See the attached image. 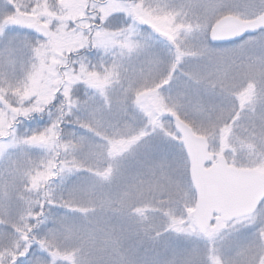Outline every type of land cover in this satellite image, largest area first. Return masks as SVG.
<instances>
[{"label":"snow or ice","instance_id":"6c2138e0","mask_svg":"<svg viewBox=\"0 0 264 264\" xmlns=\"http://www.w3.org/2000/svg\"><path fill=\"white\" fill-rule=\"evenodd\" d=\"M0 264H264V0H0Z\"/></svg>","mask_w":264,"mask_h":264}]
</instances>
